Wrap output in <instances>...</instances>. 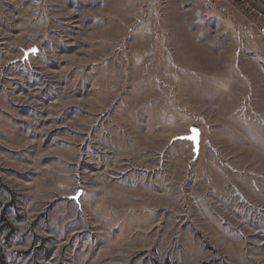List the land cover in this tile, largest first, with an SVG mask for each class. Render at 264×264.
I'll use <instances>...</instances> for the list:
<instances>
[{
  "label": "rangeland",
  "instance_id": "1",
  "mask_svg": "<svg viewBox=\"0 0 264 264\" xmlns=\"http://www.w3.org/2000/svg\"><path fill=\"white\" fill-rule=\"evenodd\" d=\"M0 264H264V0H0Z\"/></svg>",
  "mask_w": 264,
  "mask_h": 264
},
{
  "label": "water",
  "instance_id": "2",
  "mask_svg": "<svg viewBox=\"0 0 264 264\" xmlns=\"http://www.w3.org/2000/svg\"><path fill=\"white\" fill-rule=\"evenodd\" d=\"M38 51L37 47H32L30 49H26L24 51V58L27 59L30 54H36ZM177 140L181 141H190L193 145V152L197 156L199 153V146H200V130L196 127L190 128V133L187 135H181L176 138ZM81 195V191H78L76 195L72 196L71 198L73 200L78 201L79 197Z\"/></svg>",
  "mask_w": 264,
  "mask_h": 264
}]
</instances>
